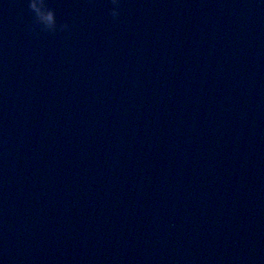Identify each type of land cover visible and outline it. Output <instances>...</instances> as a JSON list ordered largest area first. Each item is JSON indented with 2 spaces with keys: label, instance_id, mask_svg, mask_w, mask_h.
<instances>
[{
  "label": "water",
  "instance_id": "obj_1",
  "mask_svg": "<svg viewBox=\"0 0 264 264\" xmlns=\"http://www.w3.org/2000/svg\"><path fill=\"white\" fill-rule=\"evenodd\" d=\"M28 2L0 0V264H264V0H46L55 32Z\"/></svg>",
  "mask_w": 264,
  "mask_h": 264
},
{
  "label": "clouds",
  "instance_id": "obj_2",
  "mask_svg": "<svg viewBox=\"0 0 264 264\" xmlns=\"http://www.w3.org/2000/svg\"><path fill=\"white\" fill-rule=\"evenodd\" d=\"M111 2L113 5L118 6L119 0H111ZM28 8L30 12L34 14V24L41 25L43 30H47L49 32H55L57 30L54 10L48 7L46 0H29ZM109 11L113 18L118 17L119 12L117 7H113ZM59 28L60 30H64L68 28V25L66 23L60 24Z\"/></svg>",
  "mask_w": 264,
  "mask_h": 264
}]
</instances>
